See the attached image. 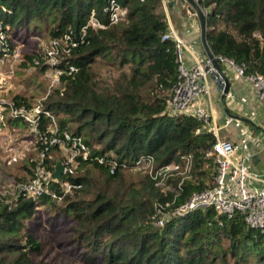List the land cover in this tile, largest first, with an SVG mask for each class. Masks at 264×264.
Wrapping results in <instances>:
<instances>
[{
    "label": "trees",
    "instance_id": "16d2710c",
    "mask_svg": "<svg viewBox=\"0 0 264 264\" xmlns=\"http://www.w3.org/2000/svg\"><path fill=\"white\" fill-rule=\"evenodd\" d=\"M197 3L207 11L205 40L211 54L243 65L245 75L263 73L264 0ZM105 4L106 0H0V32L10 50L41 34L50 46L65 33L76 35L91 12L100 14ZM123 5V21L106 30H90L84 44L62 61L59 68L71 65L77 72L61 76L43 102L59 132L81 137L92 157L113 153L118 163L110 174L97 162L79 161L75 177L63 183L80 184L81 189L57 201L53 195L61 196L62 189L51 179L39 200L46 211L67 219L57 245L77 262L51 255L28 231L26 222L35 219L39 205L20 196L11 208L0 204V264H239L246 263L249 247L255 263L264 264V232L248 229L240 214L227 218L206 208L162 227L153 221L155 204L177 207L192 192L212 185L215 164L206 153L214 138L192 115L165 114L177 63L174 42L162 39L168 28L161 0H125ZM35 43L21 52L20 66L35 69L30 78H40L50 68ZM43 90L45 94L47 88ZM11 99L27 107L36 100L22 94ZM49 125L43 117L40 131ZM54 153L58 156L53 159ZM182 156L192 158V173L180 191L172 180L174 191L164 195L147 174L134 170L140 157L153 158L160 168ZM61 159L60 151L51 148L46 168L53 173ZM36 163L35 157L18 182L33 177Z\"/></svg>",
    "mask_w": 264,
    "mask_h": 264
},
{
    "label": "built area",
    "instance_id": "2783aa9c",
    "mask_svg": "<svg viewBox=\"0 0 264 264\" xmlns=\"http://www.w3.org/2000/svg\"><path fill=\"white\" fill-rule=\"evenodd\" d=\"M124 1L106 0L102 12L96 14L92 11L76 35L73 32L65 33L53 41L48 49L41 51V60L53 70V77L44 97L36 99L29 107L22 103L17 104L12 99L0 98V123L6 119L22 121L32 137L35 138V150L37 151V163L33 177L26 181H17L9 186H0V204L11 208L20 196L36 205L39 203L42 195L48 191L50 180L53 179V173L45 166V160L49 156L51 148H57L60 151L62 159L59 163L64 168L62 180L59 182L62 189L61 196L53 195L57 201L74 190L81 189L80 184L70 181L63 183L64 178L75 177L79 161H94L105 167L110 174L116 172L118 163L113 153L92 157L89 147L81 137L73 136L67 131L59 132L56 119L44 109L43 102L50 89L59 82L61 76L77 72L75 66L69 65L65 68L58 66L64 59L70 57L75 49L84 44L88 32L90 30H106L123 21L127 12L123 5ZM139 1L143 2L144 0ZM194 1L197 3V0ZM161 3L168 28L162 39L174 42L177 63V79L170 90L165 114L169 116L192 115L212 135L214 145L206 153V157L214 160L215 176L210 187L201 192H192L187 200L177 207H171L169 202L164 205L155 204L152 219L156 226L162 227L167 221L178 216L197 209L211 208L227 218L240 214L248 229L264 232V175L250 171L245 165V159L235 157L239 147L220 136V128L213 115L203 108L201 102V98L208 92L210 79L221 91L224 89V82L208 59L202 62L196 61L190 67L185 65L183 61L185 46L171 26L166 10L168 1L161 0ZM180 4L188 18L197 20L194 10L185 0H180ZM201 10L206 17L207 11ZM11 54L12 49L10 50L5 35L0 32V63L7 60ZM214 58L217 63L223 64L236 76L251 84L256 100H264V72L245 75L243 65H238L222 56ZM34 63L39 65L40 61L36 60ZM3 77H8V75L0 76V95L6 91ZM43 117L50 120L46 131H40ZM16 160L12 157L10 163L16 162ZM154 164L153 158L140 157L134 163V170L147 174L155 188L164 195L174 191V187L171 188L172 180H176V189L180 191L183 183L191 179L192 158L190 156H182L177 162L160 168H156Z\"/></svg>",
    "mask_w": 264,
    "mask_h": 264
},
{
    "label": "rangeland",
    "instance_id": "374dc122",
    "mask_svg": "<svg viewBox=\"0 0 264 264\" xmlns=\"http://www.w3.org/2000/svg\"><path fill=\"white\" fill-rule=\"evenodd\" d=\"M169 1V0H166ZM175 5L173 7L181 10L183 12V7L180 4V0H170ZM183 1V0H182ZM187 17V15H185ZM187 19H192L188 18ZM194 20V19H192ZM195 23L194 21H191ZM192 23V24H193ZM195 25V26H194ZM194 29L198 33L199 27L195 23ZM30 29L32 26L29 27ZM195 32V33H196ZM39 45L41 50H46L49 46H46V39H43L42 34L39 37H31L28 40L19 41L17 47L12 48V54L3 63H0V76L5 75L8 77L4 78V84L6 91L0 95L3 97L11 99L16 95H26L28 97L34 96V99H39L45 96L44 90L50 84V80L53 77V70L48 68L46 73L42 77H33L34 68L30 67L24 69L21 64L23 58L22 53L29 47L34 45ZM14 53V54H13ZM221 66V65H220ZM241 79V78H240ZM244 83L246 81L241 79ZM221 136V135H220ZM36 146L35 138L29 133L28 128L22 121H17L8 124L6 120L0 123V186H9L16 183L18 177L24 175L25 172L23 168L29 165L36 157ZM58 156V153H54L52 158ZM16 158V162L10 163V158ZM173 188V185L172 187ZM39 205V204H37ZM66 218L58 214L54 216L52 211H46V207L38 206L35 214V219L27 221L28 231L37 235L42 242L45 244V249L49 250L51 255L57 256V258L64 261H74L75 255H70L67 253L65 248L58 246L64 235V230L67 227ZM245 254L247 261L246 263L241 262L239 264H256L255 260L251 257L252 248L249 247ZM231 264L232 261L230 262Z\"/></svg>",
    "mask_w": 264,
    "mask_h": 264
},
{
    "label": "crops",
    "instance_id": "0c3cea01",
    "mask_svg": "<svg viewBox=\"0 0 264 264\" xmlns=\"http://www.w3.org/2000/svg\"><path fill=\"white\" fill-rule=\"evenodd\" d=\"M174 5L169 0L166 10L171 26L185 46V65L190 67L196 61L207 60L200 30L197 33L194 29L195 23L199 27L198 20L187 19L185 12ZM219 67L229 81L228 93L223 96V91L210 79L208 92L201 98L203 108L213 115L221 137L239 147L235 157L245 159L250 171L264 175V100H256L251 84L244 83L223 64Z\"/></svg>",
    "mask_w": 264,
    "mask_h": 264
},
{
    "label": "water",
    "instance_id": "95a60500",
    "mask_svg": "<svg viewBox=\"0 0 264 264\" xmlns=\"http://www.w3.org/2000/svg\"><path fill=\"white\" fill-rule=\"evenodd\" d=\"M185 2H187L192 9L194 10L195 14H196V18L198 20V24H199V30H200V42L201 45L203 47V50L208 58V60L211 62L212 66L215 68V70L217 71L218 75L220 76V78L223 80L224 82V89H223V96H225L228 93L229 90V81L227 79V77L225 76V74L221 71L219 64L216 62L214 56L211 54L207 44H206V40H205V32H206V28H205V15L202 12L201 8L199 7V5L194 1V0H185ZM63 166L61 163H57L55 165L54 168V172L52 174V178L58 182H60L62 180V174H63Z\"/></svg>",
    "mask_w": 264,
    "mask_h": 264
}]
</instances>
